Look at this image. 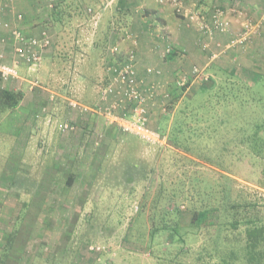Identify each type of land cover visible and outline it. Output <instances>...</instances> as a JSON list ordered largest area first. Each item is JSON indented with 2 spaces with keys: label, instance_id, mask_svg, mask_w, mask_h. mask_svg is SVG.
Listing matches in <instances>:
<instances>
[{
  "label": "rangeland",
  "instance_id": "rangeland-1",
  "mask_svg": "<svg viewBox=\"0 0 264 264\" xmlns=\"http://www.w3.org/2000/svg\"><path fill=\"white\" fill-rule=\"evenodd\" d=\"M199 69L194 81L167 88L150 122H163L169 134L176 110L185 108L192 127L212 136L209 158L197 154L200 142L189 150L149 146L114 131L101 114L78 110L62 117L76 126L67 145L78 146L49 149L43 138L36 145L22 106L36 76L24 69V79L0 81V90L23 94L15 108L0 107V264H264V65ZM57 70L63 80L66 69ZM84 73L70 96L92 105L103 85L91 84L94 71ZM37 78L45 81L43 71ZM175 85L185 89L171 105ZM67 103L59 102L64 109ZM161 182L166 196L177 197L155 209ZM203 202L211 205L208 217L193 221L188 207ZM168 227L182 241L170 242L162 230Z\"/></svg>",
  "mask_w": 264,
  "mask_h": 264
},
{
  "label": "crops",
  "instance_id": "crops-1",
  "mask_svg": "<svg viewBox=\"0 0 264 264\" xmlns=\"http://www.w3.org/2000/svg\"><path fill=\"white\" fill-rule=\"evenodd\" d=\"M185 4L188 12L206 17L210 25L215 10L222 9L224 19L229 22L228 30L214 29L210 36L196 24L189 25L172 6L161 5L156 0H56L53 5L49 0H0V21H9L29 37H41L46 31L51 38L41 63L33 66L23 60L16 61L11 31L0 26V51L5 53V61L15 63L19 72L17 78L4 80L0 77V81L5 84L24 79L21 75L24 69L36 76L25 98L28 103L22 105L29 109L34 144L43 138L49 149L78 146L74 142L67 145V140L76 134V128L62 131L59 126V129L54 127L57 119L64 122L62 117L67 116L66 111L82 112L70 105V100H75L70 93L78 90L75 85L79 82L75 78L79 72L91 70L95 72L91 84L102 83L104 86L112 78L109 67L113 60L122 61L130 52L135 56L142 88L154 86L156 89L148 101L151 120L157 111L163 110V93L170 86L179 84L180 74L185 75L187 82L194 81L195 66L208 73L230 64L252 69L264 65L260 59L264 52V0H185ZM19 14H22L21 19ZM245 25L255 28L251 38L236 47H227ZM204 43H208L206 48ZM114 47L118 51H114ZM57 68L66 69L63 80ZM38 70L43 71V83L37 78ZM79 78L87 85L85 73ZM63 99L68 102V109L60 106ZM100 102L99 91L98 99L92 105ZM160 125L157 121L153 126Z\"/></svg>",
  "mask_w": 264,
  "mask_h": 264
},
{
  "label": "built area",
  "instance_id": "built-area-1",
  "mask_svg": "<svg viewBox=\"0 0 264 264\" xmlns=\"http://www.w3.org/2000/svg\"><path fill=\"white\" fill-rule=\"evenodd\" d=\"M53 5L56 0H49ZM161 5H170L176 14L184 16L189 25L196 24L199 29L204 30L212 36L214 29L226 31L229 22L224 19V11L217 8L213 14V24L210 25L207 18L198 13L188 12L185 0H156ZM91 11V9H90ZM22 14H19V19ZM0 26L11 31L13 39V52L17 60H23L30 65L41 63L43 51L51 45L50 35L44 31L41 37H29L18 26H13L9 21H0ZM255 28L245 25L229 42L228 47H235L248 41ZM208 43H204V48ZM118 51L117 47L113 48ZM4 52L0 51V77L4 80L17 78L19 72L15 63H9ZM109 70L112 78L108 83L101 87V102L95 106H85L76 100H70V105L83 112L101 114L105 117L110 126L116 127L119 131L139 137L149 146L168 147L171 145L168 133L159 127H153L150 123V113L148 101L155 93L156 89L151 86L143 89L142 80L138 77L135 67V56L132 52L128 53L122 61L114 59L110 64ZM153 72V69H149ZM199 67H194L193 73L198 76L201 74ZM186 78L180 79L179 83H186ZM168 94V93H167ZM165 93L164 96L167 95ZM164 104V101H162ZM59 128L62 131H71L76 128L74 123L60 122Z\"/></svg>",
  "mask_w": 264,
  "mask_h": 264
},
{
  "label": "trees",
  "instance_id": "trees-1",
  "mask_svg": "<svg viewBox=\"0 0 264 264\" xmlns=\"http://www.w3.org/2000/svg\"><path fill=\"white\" fill-rule=\"evenodd\" d=\"M184 89H185V87H178V86L174 87L173 89L171 88V92H172V96H173V98L171 100V105L177 104V102L179 101ZM205 89L206 88L203 87L201 89V92H203ZM178 91L180 93H178ZM22 97H23L22 93H15V92L9 91L7 89L0 90V107H2L3 110L15 108L19 104ZM197 114L199 115L198 111L193 116L194 119L197 121H201L203 119V117L201 116V118H200ZM169 117L164 118V120L167 123L169 121ZM189 120H190V122L192 121V115H189L185 108L182 109V107H181L180 110H176L174 117H173L171 130L169 131V134H168L170 142L173 145H175V147H178L179 149L184 148L186 150L191 149V143L200 142L201 145L198 147L200 150L197 152V154L199 156H202V152H204V158H207L206 156H208V158L211 157L210 152L212 150L209 147V141L212 142V136L210 134L209 135L207 134V131H206L207 129H205V127H203L202 130L197 131L198 127H196L197 130L195 128H193L192 125L189 123ZM205 121H206V119H205ZM166 122H164L163 125H165ZM162 123H160V124H162ZM159 128L161 129V127H159ZM257 135H258V138H257ZM195 136H196V139H194ZM254 137H256V140L259 143L261 136L259 137L258 132L254 133ZM248 140H250V139H247V141ZM259 146H258V148H260ZM193 181H194V179H193ZM189 188H190V189H188L189 191H191V189H193L190 186H189ZM164 193H165V185L163 182H161L160 183V196L155 201V205H156L155 209H166L165 203H169V202L171 203L177 197V194L175 192H171L167 196ZM182 198L187 199L188 197L185 196L184 193H182L181 199ZM175 203L178 204V202H175ZM177 209H181V208L178 207ZM188 209H195V211H194L195 213L193 215V221H196V220L202 221L206 217H208L209 209H212V208H211L210 204H205L203 202V206L197 207L194 205L192 207H188ZM199 209H201V210H199ZM213 209H219V208L213 207ZM167 213H168L167 211H164V215H166ZM156 229L157 228H155V227L150 229L151 241H153ZM162 230H164L163 233L167 232V230H169L170 235L168 234V238H170V240H169L170 242L179 243L180 241H182L181 238L177 235L176 230L170 229L169 227L163 228ZM255 232H256L255 230L251 229V230H249V235L253 237V234H255Z\"/></svg>",
  "mask_w": 264,
  "mask_h": 264
}]
</instances>
